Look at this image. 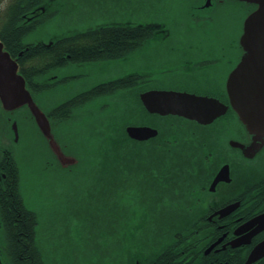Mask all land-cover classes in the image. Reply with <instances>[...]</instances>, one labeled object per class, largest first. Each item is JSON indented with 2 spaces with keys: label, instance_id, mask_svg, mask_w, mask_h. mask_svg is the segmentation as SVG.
<instances>
[{
  "label": "rangeland",
  "instance_id": "1",
  "mask_svg": "<svg viewBox=\"0 0 264 264\" xmlns=\"http://www.w3.org/2000/svg\"><path fill=\"white\" fill-rule=\"evenodd\" d=\"M10 1L0 0V13ZM178 5H182V0H50L51 15L23 41L49 43L99 25L137 23L143 19L164 22L170 43L200 36L194 25L196 18L189 19L188 24V14ZM176 53L151 38L121 59L65 65L52 71L57 79L65 80L48 90L32 91L33 98L47 112L98 81L118 78L129 71L141 73L149 62ZM71 75L80 76L66 77ZM133 100L127 88L100 95L83 102L72 118L53 127L56 141L62 143L67 153L78 157L77 167L68 174L51 160L53 154L29 111L21 107L11 112V120L17 122L18 137L5 147L0 145V151L9 149L18 166L19 192L26 207L37 215L36 242L45 264H119L124 256H120L123 249L119 240L124 237L128 242L131 236L135 242L140 237L143 230L139 216H148L154 193L155 207L170 202L168 196H157L160 185L153 182L146 165L141 169L132 166L129 172L119 174L116 164L112 170L109 160L98 153L97 127L103 119L115 118L131 124L146 122L142 114H134ZM8 133L13 137L12 131ZM175 196L178 200L179 195Z\"/></svg>",
  "mask_w": 264,
  "mask_h": 264
},
{
  "label": "flooded vegetation",
  "instance_id": "2",
  "mask_svg": "<svg viewBox=\"0 0 264 264\" xmlns=\"http://www.w3.org/2000/svg\"><path fill=\"white\" fill-rule=\"evenodd\" d=\"M177 7L188 14V24H191L189 19L196 18L194 25L200 36L170 43L167 38L169 29L164 22L157 19L128 22L131 26L155 28V34L146 40L154 38L178 53L164 60L159 58L155 63L149 62L141 73L129 71L118 78L98 81L89 88L127 77L124 88L133 95L132 110L135 115L142 114L146 118L145 123L135 125L157 130L155 136L144 141H161V137L166 140L171 134L168 132L174 131L175 137L183 143L185 141L188 148V154L180 156L177 167L169 173L176 177L178 200L191 205L189 214L177 217H187L196 226L190 249H183L182 244L179 249H158L159 246L154 249H123L120 256H124L122 260L118 259L121 260L119 264H264V252L251 255L254 248L264 241V144L253 141L229 95L231 74L245 53L241 42L244 22L257 5L251 0H182V5ZM206 34L211 36L206 37ZM125 54L80 64L121 59ZM72 63L76 62L70 61L66 65ZM77 76L80 75L66 77ZM49 77L54 81L57 76L50 74ZM122 88L117 87L113 92ZM162 90L211 98V109L216 115L204 123L181 115L149 111L140 94ZM2 114L5 117L0 112V145L5 147L10 141L2 133ZM3 151L5 149L0 151V194L7 193L8 187L14 186L13 182H4L8 174L4 170ZM158 169L164 172L161 167ZM72 170L64 169L63 173L68 174ZM1 202L0 264H11L9 249L14 247L12 237H17L22 244V233H11L9 227L17 225L20 212L9 199H1ZM161 252L162 256L157 257ZM164 253L170 254L164 256ZM19 259V264H34L33 256L23 254Z\"/></svg>",
  "mask_w": 264,
  "mask_h": 264
},
{
  "label": "trees",
  "instance_id": "3",
  "mask_svg": "<svg viewBox=\"0 0 264 264\" xmlns=\"http://www.w3.org/2000/svg\"><path fill=\"white\" fill-rule=\"evenodd\" d=\"M49 1L11 0L7 9L0 13V40L12 57H17L19 71L33 92L48 90L64 81L65 79L58 81L57 78L53 81L49 75L54 74L52 72L54 69L63 67L70 61L81 63L120 57L137 48L156 32L155 28L147 25L131 26L127 23H112L60 36L47 46L40 43L24 42V37L51 15L48 10ZM42 8L44 9L43 12L41 11ZM20 52H22L21 55H19ZM67 54L70 57H67ZM127 82V77L114 80L61 102L46 112L51 125L56 127L68 121L73 117L74 110L83 102L94 99L95 96L110 94L117 87L124 88ZM111 87L114 88L111 89ZM108 118L103 119L104 121L99 123L97 127V136L100 141L98 153L103 156L105 161L106 159L109 160L107 162L108 167L113 170L114 164H116V170L121 174L124 171L129 172L132 166L141 169L146 165V168L150 169L149 173L152 174L153 182L160 185V188L154 186V192L155 187H157V196H168L170 200L167 205L155 207L156 193H154V197L151 198L152 201L149 202L148 216H139L141 218L139 223L143 230L140 237H137L135 242L131 236H129L128 242L126 238L121 237L119 240L120 249H154L158 246L160 247L158 249H172L173 247L179 249L180 244H182L183 249H190L195 236L193 230L196 226L191 220H187V217H177L189 214L191 205L176 200V177L169 173L170 170L177 167L180 162L179 159H181L180 156L188 154L185 141L184 143L179 141L177 136L175 137L174 131L168 132L171 134L167 135L166 140L161 137V141H151L150 143L137 141L129 138L125 132V127L131 124L130 122H119L114 120L115 118ZM3 155L4 170L8 174L7 180L4 182H13L14 186L8 187L7 193L0 194V217L3 221L1 199L7 198L17 212H20L16 221L17 225L9 227V231L22 233L19 234L22 244L17 241V237L12 235L14 247L9 249V255L12 258L11 264H19V256L23 254L33 256L32 263L34 264H45L42 252L36 242L37 215L26 207L18 190L19 171L12 153L9 149H5ZM166 158L170 159L166 161ZM146 159L147 162H144ZM158 167H163L164 172H161ZM171 184H174L175 187L171 188ZM162 253L157 257H161ZM169 254L164 253V256ZM144 263L149 264L148 262Z\"/></svg>",
  "mask_w": 264,
  "mask_h": 264
},
{
  "label": "water",
  "instance_id": "4",
  "mask_svg": "<svg viewBox=\"0 0 264 264\" xmlns=\"http://www.w3.org/2000/svg\"><path fill=\"white\" fill-rule=\"evenodd\" d=\"M251 1L257 5V8L244 22L241 42L245 53L231 74L230 87H232L229 95L248 133L253 141H257L260 145V142L264 144V0ZM41 10L43 11V8ZM140 99L151 112L181 115L204 123L209 122L216 115L211 109V98L191 93L171 90L147 91L140 94ZM21 107L29 111V117L33 119L37 129L46 139L53 154L50 158L57 168L63 171L77 167L78 157L67 153L62 143L56 141L52 131L55 126L51 125L47 113L35 102L31 89L19 71L17 58L11 56L0 40V112L5 114V117L3 114L1 116L4 121L1 130L7 135L8 141L17 140V122L11 120L10 115ZM8 131H12L13 137H10ZM125 132L129 138L137 141L147 140L157 134L155 128L146 125H127ZM263 252L264 241L254 248L251 255L257 256Z\"/></svg>",
  "mask_w": 264,
  "mask_h": 264
}]
</instances>
